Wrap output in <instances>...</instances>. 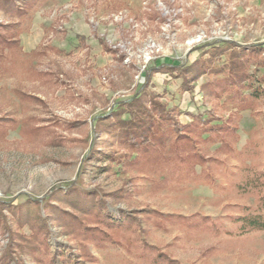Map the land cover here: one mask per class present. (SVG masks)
<instances>
[{"label":"rangeland","instance_id":"obj_1","mask_svg":"<svg viewBox=\"0 0 264 264\" xmlns=\"http://www.w3.org/2000/svg\"><path fill=\"white\" fill-rule=\"evenodd\" d=\"M0 24L22 30L0 54V257L10 249L8 264H165L163 253L174 264H264V232L239 233L233 221L257 206L245 180L263 169L264 99L238 113L231 152L207 148L219 163L196 165L199 178L180 163L140 170L142 158L129 163L138 154L100 124L146 91L180 124L209 112L225 120L236 108L204 93L210 70L189 88L168 70L197 59L221 68L228 52L212 56L216 45L264 42V0H38L20 16L0 9ZM86 193L130 226L95 224L80 205Z\"/></svg>","mask_w":264,"mask_h":264},{"label":"trees","instance_id":"obj_2","mask_svg":"<svg viewBox=\"0 0 264 264\" xmlns=\"http://www.w3.org/2000/svg\"><path fill=\"white\" fill-rule=\"evenodd\" d=\"M38 0H0V9L7 14L20 16L25 14ZM0 28V54L4 49L11 52L18 45V35L20 28L16 25H3ZM15 29V30H14ZM229 47L221 48L216 45L212 56L228 52L227 65L221 68H210L211 60L197 59L189 65L170 66L169 72H177V76L182 78V82L189 88V83L197 79L202 73L210 70L215 77L204 83L201 88L207 95L220 98L226 95V100L231 102L236 108L234 112L229 113L225 120L220 123H214L216 118L212 113L207 116L196 114L192 116L191 122L180 124L177 118L178 113L167 108L166 104L160 101V96L154 92H144L134 97L128 102H123V109L118 110L111 116L100 119L101 125H109V133L116 134L117 141L125 145L130 152L138 154V157L130 158L126 155L125 159L129 163H135L141 157L140 170L150 169L158 170L166 167L170 162L180 163L185 166L186 173L199 178L200 174H195L196 165L211 167L210 163L218 160L212 154L207 153V148L218 144L215 148L216 154L231 152L237 141V131L239 129L237 120L239 112L245 109H251V102L264 99V73L259 69L264 68V42L242 45L235 41L228 42ZM253 67L254 70L250 71ZM153 69L147 76V81ZM224 73L223 76H219ZM175 75V74H174ZM128 113V117L123 119L121 114ZM206 169V168H205ZM256 194L257 206L254 209L245 207V214L233 218L238 223V232H264V163L263 169L252 177L245 180V186ZM83 194V193H82ZM94 193H86L85 197L80 196V205L83 213L91 212V217L95 224L114 227H129L131 219L124 216L122 220H117L105 210L100 202L89 204L86 198H90ZM101 201V200H100ZM133 217V216H132ZM170 217V216H166ZM136 219V217H135ZM183 223H189L188 219L182 217ZM163 222H158L161 227ZM82 229H92L87 225H82L80 220L73 221ZM99 235L106 241L111 240L100 228ZM215 232L220 228H213ZM226 234L230 231L222 229ZM12 250H7L0 257V264H8V259ZM156 251V250H155ZM157 252V251H156ZM165 264H174V262L163 253L158 254Z\"/></svg>","mask_w":264,"mask_h":264}]
</instances>
